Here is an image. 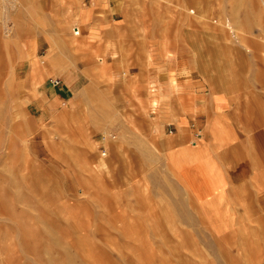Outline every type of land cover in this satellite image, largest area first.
<instances>
[{"label": "rangeland", "instance_id": "obj_1", "mask_svg": "<svg viewBox=\"0 0 264 264\" xmlns=\"http://www.w3.org/2000/svg\"><path fill=\"white\" fill-rule=\"evenodd\" d=\"M66 1L0 0V264H264V243L224 242L192 214L163 166L161 118L182 78L264 94V0H126L131 39L105 42L80 41L73 11L87 0ZM52 40L92 70L49 106L20 42L42 56Z\"/></svg>", "mask_w": 264, "mask_h": 264}, {"label": "crops", "instance_id": "obj_2", "mask_svg": "<svg viewBox=\"0 0 264 264\" xmlns=\"http://www.w3.org/2000/svg\"><path fill=\"white\" fill-rule=\"evenodd\" d=\"M67 1L65 4L75 5L74 0ZM125 3L126 0H87L76 5L72 22L79 34L81 30L80 41L87 42L89 38L105 42L115 37L121 39L123 35L130 40L124 31L128 23ZM60 7L63 10L66 5ZM13 25L16 29L17 22ZM20 43H25L22 57L32 63L38 78L44 79L41 84L45 82L51 88L44 93L46 105L58 104L61 96L70 97L79 76L92 70L91 65L82 72L70 67L71 62L61 52L54 53L57 49L54 40L51 49L42 56L34 54V41ZM71 43L65 44L69 51L78 48V43ZM47 46L46 43L45 50ZM90 46L83 49L81 56H92L94 51L105 48L103 43ZM51 71L59 75L55 77L57 84L51 81L54 77H45ZM179 82L183 85L181 92H171L161 112L163 130L171 134L162 142L163 166L169 172L171 184L184 196L205 231L222 236L224 242L236 241L239 247L243 244L259 247V243H264L263 91L255 84L244 96L224 82L220 86L204 78L188 77ZM106 130L102 133L104 141L120 140L108 136ZM106 158L107 152H101L99 165L105 166ZM158 185L162 196L166 187L162 186L161 177Z\"/></svg>", "mask_w": 264, "mask_h": 264}, {"label": "bare ground", "instance_id": "obj_3", "mask_svg": "<svg viewBox=\"0 0 264 264\" xmlns=\"http://www.w3.org/2000/svg\"><path fill=\"white\" fill-rule=\"evenodd\" d=\"M191 13H194L192 10L190 11ZM190 18V17H189ZM197 19L199 20V22H201V23H206L205 22V20H203V19H205V18H203V17H201L200 15H198L197 16ZM189 20V19H188ZM188 22V21H187ZM190 22H193V21H190ZM193 24H194V22H193ZM74 34L75 35H78L79 34V31H78V29L77 28H74ZM185 55V54H184ZM185 57V56H184ZM57 84V83H56Z\"/></svg>", "mask_w": 264, "mask_h": 264}, {"label": "built area", "instance_id": "obj_4", "mask_svg": "<svg viewBox=\"0 0 264 264\" xmlns=\"http://www.w3.org/2000/svg\"><path fill=\"white\" fill-rule=\"evenodd\" d=\"M51 81H52V83H54V84H56V83L58 82L56 78H55V79H52Z\"/></svg>", "mask_w": 264, "mask_h": 264}]
</instances>
